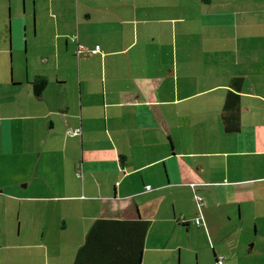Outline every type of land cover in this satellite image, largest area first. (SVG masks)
<instances>
[{"label":"crops","instance_id":"0c3cea01","mask_svg":"<svg viewBox=\"0 0 264 264\" xmlns=\"http://www.w3.org/2000/svg\"><path fill=\"white\" fill-rule=\"evenodd\" d=\"M33 3L56 65L34 76L48 79L41 95L27 77L12 84L28 102L0 104V197L19 204L22 236L0 264H73L98 219L149 222L142 264H264V0Z\"/></svg>","mask_w":264,"mask_h":264},{"label":"rangeland","instance_id":"374dc122","mask_svg":"<svg viewBox=\"0 0 264 264\" xmlns=\"http://www.w3.org/2000/svg\"><path fill=\"white\" fill-rule=\"evenodd\" d=\"M24 7L25 10L27 9L26 17L23 14ZM30 12L31 17L29 18ZM34 16L33 0H0V24H6L4 29H0L1 32L3 31L0 36V104L4 105L5 102L13 104L15 101L27 103L28 93L26 90H21V86H14L12 83L16 82V80H24L25 82L27 77L29 80H35L34 76L44 72L45 69L46 71L50 68L55 69L56 59L54 57L44 61L45 57L43 55L47 48L44 45L45 40L35 34ZM1 18H4V20H1ZM21 19H25L26 23H22ZM10 20L12 22L11 45L8 30ZM23 33H25V36ZM43 165L44 159L40 162L39 170H41ZM50 176L55 181L59 179L56 173H51ZM35 181L33 180V182ZM18 188L21 194H32L35 190L34 186L27 188L21 185ZM35 192L39 193V190ZM40 192L43 193L45 191L41 190ZM46 209L47 206L44 204L37 205V211L42 212ZM19 225V204L6 201L0 197V249H8L7 245H3L7 239L10 242L19 239ZM21 239L22 236H20L19 240ZM201 256L206 258L209 256V251H203ZM189 263L198 264L197 256L191 255Z\"/></svg>","mask_w":264,"mask_h":264},{"label":"trees","instance_id":"16d2710c","mask_svg":"<svg viewBox=\"0 0 264 264\" xmlns=\"http://www.w3.org/2000/svg\"><path fill=\"white\" fill-rule=\"evenodd\" d=\"M81 48V45L77 46L76 55L83 51L80 50ZM32 85L36 95H41L48 85V79L36 77ZM242 85V77L233 78L231 89L224 103L223 124L229 133L240 130ZM70 129L76 128L67 129L68 134ZM148 186L146 188L149 190L151 186L150 188ZM191 186L196 200L198 193L194 190L195 184L192 183ZM201 197L203 198L202 195ZM196 205L199 210L198 204ZM148 229L149 222L145 220L98 219L89 229L85 242L78 249L73 264H142L144 241Z\"/></svg>","mask_w":264,"mask_h":264},{"label":"built area","instance_id":"2783aa9c","mask_svg":"<svg viewBox=\"0 0 264 264\" xmlns=\"http://www.w3.org/2000/svg\"><path fill=\"white\" fill-rule=\"evenodd\" d=\"M82 49H83V47L80 50H82ZM98 50H99V46H96V48L93 50V52L96 53ZM69 132H70L69 134L72 136L82 134L81 128L70 129ZM148 187L150 188V186H148ZM196 201H197L199 210H198V216L195 218L194 222L198 226H200V225L206 226V221H205L204 212H203V208L205 206L204 199L201 197V195L197 194L196 195ZM222 262H223V259L220 258L218 260V264H222Z\"/></svg>","mask_w":264,"mask_h":264}]
</instances>
